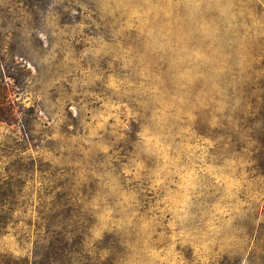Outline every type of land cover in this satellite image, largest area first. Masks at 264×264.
Wrapping results in <instances>:
<instances>
[{
    "label": "rangeland",
    "instance_id": "374dc122",
    "mask_svg": "<svg viewBox=\"0 0 264 264\" xmlns=\"http://www.w3.org/2000/svg\"><path fill=\"white\" fill-rule=\"evenodd\" d=\"M0 264H264V0H0Z\"/></svg>",
    "mask_w": 264,
    "mask_h": 264
},
{
    "label": "trees",
    "instance_id": "16d2710c",
    "mask_svg": "<svg viewBox=\"0 0 264 264\" xmlns=\"http://www.w3.org/2000/svg\"><path fill=\"white\" fill-rule=\"evenodd\" d=\"M9 112L5 110L3 106L0 105V121H8Z\"/></svg>",
    "mask_w": 264,
    "mask_h": 264
}]
</instances>
